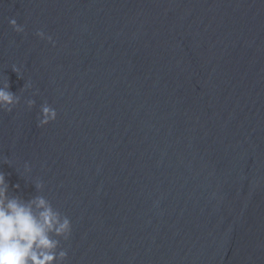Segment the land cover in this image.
Returning a JSON list of instances; mask_svg holds the SVG:
<instances>
[{
    "label": "water",
    "instance_id": "1",
    "mask_svg": "<svg viewBox=\"0 0 264 264\" xmlns=\"http://www.w3.org/2000/svg\"><path fill=\"white\" fill-rule=\"evenodd\" d=\"M0 80V171L65 264H264V0H0Z\"/></svg>",
    "mask_w": 264,
    "mask_h": 264
},
{
    "label": "clouds",
    "instance_id": "2",
    "mask_svg": "<svg viewBox=\"0 0 264 264\" xmlns=\"http://www.w3.org/2000/svg\"><path fill=\"white\" fill-rule=\"evenodd\" d=\"M9 24L17 33L24 32L16 19H11ZM36 35L52 41L43 31H38ZM13 71L20 75L15 66ZM27 87L31 88V84ZM8 89V81L0 80V111L11 112L20 102L19 96ZM34 104V100L27 101L29 108ZM56 117V110L45 103L40 108L38 126L47 125ZM0 163L11 165V161L4 157H0ZM30 173L31 167L25 163L20 175L26 182ZM32 184L37 193L43 191L44 184L39 180ZM13 187L20 189L19 184ZM71 235V220L45 196L35 195L25 199L22 195L10 194L9 183L4 172L0 171V264H65L68 253L61 242L68 241Z\"/></svg>",
    "mask_w": 264,
    "mask_h": 264
}]
</instances>
